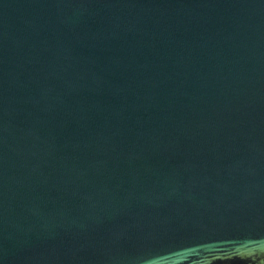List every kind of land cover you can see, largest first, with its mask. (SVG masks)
Returning <instances> with one entry per match:
<instances>
[{
  "label": "water",
  "instance_id": "water-1",
  "mask_svg": "<svg viewBox=\"0 0 264 264\" xmlns=\"http://www.w3.org/2000/svg\"><path fill=\"white\" fill-rule=\"evenodd\" d=\"M0 264H264V0H0Z\"/></svg>",
  "mask_w": 264,
  "mask_h": 264
}]
</instances>
